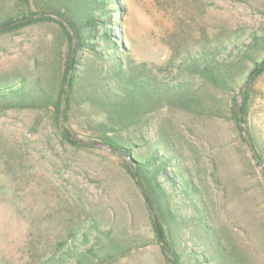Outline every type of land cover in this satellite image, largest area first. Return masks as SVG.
Segmentation results:
<instances>
[{
    "label": "rangeland",
    "instance_id": "1",
    "mask_svg": "<svg viewBox=\"0 0 264 264\" xmlns=\"http://www.w3.org/2000/svg\"><path fill=\"white\" fill-rule=\"evenodd\" d=\"M116 4L120 13L113 19V34L120 35L127 54L174 81H185L205 103L195 113L166 104L146 118L143 133L163 137L182 153L226 263L264 264V165L255 157L247 132V127L252 130L264 152V72L252 84L248 124L241 116L240 128L232 113L233 97L241 101L245 79L256 67L247 60L237 63L238 49L257 36L261 47L253 56L258 62L264 58V0H117ZM25 9L16 0H0V19L20 16ZM213 47L239 64L236 74L242 78L231 91L218 90L181 69L189 56ZM68 50L67 37L56 22L0 34V86L25 80L27 88L46 91L56 99ZM79 60L72 132L58 121L54 106L0 109V264H75L76 254L88 249L97 236L102 238V254L113 241L132 249L106 264H171L162 247L167 248L163 234L161 245L124 159L89 139L86 122L102 113L86 104L84 73L101 64L85 51ZM140 152L144 151H134ZM194 224L181 235L178 250L183 256L197 248L192 242ZM72 235L76 239L68 243L70 251L54 257L58 243ZM194 263L184 256L183 264Z\"/></svg>",
    "mask_w": 264,
    "mask_h": 264
},
{
    "label": "trees",
    "instance_id": "2",
    "mask_svg": "<svg viewBox=\"0 0 264 264\" xmlns=\"http://www.w3.org/2000/svg\"><path fill=\"white\" fill-rule=\"evenodd\" d=\"M16 1L25 6V13L0 19V34L37 23L56 22L67 37L69 50L62 87L56 99H52L46 91L27 88V82L22 80L18 85L0 86V109H46L54 106L58 121H63L70 128V113L76 104L75 95L80 86L79 54L84 51L91 54L101 66L84 73L88 77L86 104L101 110L102 115L98 119L87 120L89 139L114 149L124 159L127 172L142 191L152 222L155 226L158 223L163 234L166 249L156 230L158 242L170 255L167 260L171 264H183L184 256H188L194 264H227L214 228L209 223L203 196L188 177L182 153L163 137L157 139L143 133L146 118L153 112L167 104L195 113L205 104L201 96L185 81H174L160 69L127 54L120 35L116 37L113 34V19L120 13L117 0ZM259 41V37L255 36L246 48L237 51L239 64L243 60L253 62L255 66L263 63L250 79H245L241 101L233 97L232 113L239 126L241 116L248 124L252 84L256 76L264 72V58L258 62L253 56V51L261 47ZM237 63L221 54L219 48L213 47L189 56L182 62L181 69L185 68L218 90L231 91L242 78L236 74L241 70ZM69 130L72 132V128ZM247 130L254 155L264 165V152L259 148L252 130L248 127ZM63 136L78 145L67 134ZM136 149L144 152L136 155ZM194 221L197 223L194 224ZM191 224L195 225L192 242L197 248L183 256L178 250L179 241L185 231H190ZM74 239L76 237L72 235L66 241H60L54 257H62L63 253L69 252L68 243ZM83 239L90 244L87 234L83 235ZM102 244V238L97 236L88 249H81L76 254L75 264H106L132 250L113 241L102 254Z\"/></svg>",
    "mask_w": 264,
    "mask_h": 264
},
{
    "label": "water",
    "instance_id": "3",
    "mask_svg": "<svg viewBox=\"0 0 264 264\" xmlns=\"http://www.w3.org/2000/svg\"><path fill=\"white\" fill-rule=\"evenodd\" d=\"M261 65H263V63H262ZM261 65L256 66V67L254 68V70L250 73L249 78H250V76H251L252 74H254V73L257 71V69H258ZM249 78H248V79H249ZM248 79H247V80H248ZM113 150H114V149H113ZM156 228H157V231H158V234H159L160 239L163 241V239H162V233H161V230H160V228H159L158 223H156Z\"/></svg>",
    "mask_w": 264,
    "mask_h": 264
}]
</instances>
